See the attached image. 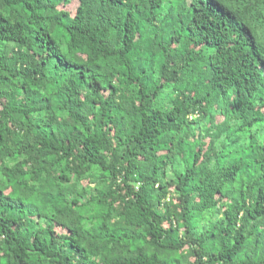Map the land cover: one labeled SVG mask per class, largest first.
Masks as SVG:
<instances>
[{
  "label": "trees",
  "instance_id": "16d2710c",
  "mask_svg": "<svg viewBox=\"0 0 264 264\" xmlns=\"http://www.w3.org/2000/svg\"><path fill=\"white\" fill-rule=\"evenodd\" d=\"M0 264H264V0H0Z\"/></svg>",
  "mask_w": 264,
  "mask_h": 264
}]
</instances>
